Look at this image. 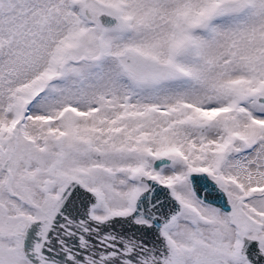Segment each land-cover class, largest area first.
Returning a JSON list of instances; mask_svg holds the SVG:
<instances>
[{
  "label": "snow or ice",
  "instance_id": "obj_1",
  "mask_svg": "<svg viewBox=\"0 0 264 264\" xmlns=\"http://www.w3.org/2000/svg\"><path fill=\"white\" fill-rule=\"evenodd\" d=\"M0 264H264V0H0Z\"/></svg>",
  "mask_w": 264,
  "mask_h": 264
}]
</instances>
